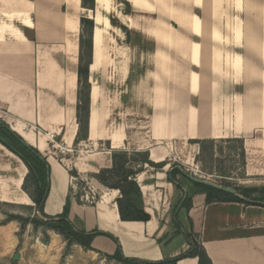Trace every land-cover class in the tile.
I'll return each mask as SVG.
<instances>
[{
  "label": "crops",
  "instance_id": "crops-1",
  "mask_svg": "<svg viewBox=\"0 0 264 264\" xmlns=\"http://www.w3.org/2000/svg\"><path fill=\"white\" fill-rule=\"evenodd\" d=\"M82 16L95 22L91 101L88 139L75 144ZM100 28L108 33L104 60L93 71ZM119 55L128 76L121 102L131 115L113 125L119 102L108 95L110 77L97 74H107ZM0 125L49 163L46 214L66 207L80 229L117 240L96 235L92 249L111 256L119 244L127 257L173 258L190 249L179 222L197 235L212 264H264L259 189L247 197L235 190L241 201L208 202L205 189L189 178L179 180L182 187L169 178L172 161L196 159L200 146L193 140L242 139L247 176L264 179V0H95V9L81 0H0ZM0 148V178L25 170L17 148L2 142ZM111 149L148 150L152 161L168 162L162 168L146 164L136 177L149 220H122L120 191L94 177L112 167ZM50 157L65 178L63 188ZM72 178L86 180V192L97 193L96 200L81 202ZM186 198L189 209L182 206ZM177 264L199 262L183 257Z\"/></svg>",
  "mask_w": 264,
  "mask_h": 264
},
{
  "label": "rangeland",
  "instance_id": "rangeland-1",
  "mask_svg": "<svg viewBox=\"0 0 264 264\" xmlns=\"http://www.w3.org/2000/svg\"><path fill=\"white\" fill-rule=\"evenodd\" d=\"M126 52L122 50V55H126ZM120 55L116 56V62L107 74L103 76L97 74V77H110L108 95L112 98L116 95L119 102L117 107L113 106L111 112L113 125L128 121L131 115L125 112L121 102V91L125 89L128 76L123 71L127 61ZM136 69L137 67L134 66V71ZM0 142L12 144L27 158L31 166L40 168L39 162L3 129H0ZM209 150L214 153L212 162L200 163L195 159L187 164L177 160L171 162L169 170L178 166L192 176L231 187L243 196H245L243 191L256 188L264 196V179L250 180L246 174L240 141L218 140L209 147ZM1 152L0 150V159ZM74 152V150L58 152V156H69ZM24 165L25 170L18 168L11 171L12 175L7 178H0V264H122L103 252L94 249L86 250L49 228V219L32 207L33 201L21 189L22 179L29 171L25 163ZM174 174L178 181L188 179L181 173ZM72 181L81 202L90 203L96 200L97 193L86 192L89 190L86 180L72 178ZM29 188L32 189L31 183ZM15 254H18L16 259H14Z\"/></svg>",
  "mask_w": 264,
  "mask_h": 264
},
{
  "label": "trees",
  "instance_id": "trees-1",
  "mask_svg": "<svg viewBox=\"0 0 264 264\" xmlns=\"http://www.w3.org/2000/svg\"><path fill=\"white\" fill-rule=\"evenodd\" d=\"M82 6L89 9H95V0H81ZM81 32L79 40V91L77 103V122L78 132L75 139V144L81 140L88 139L89 131V118H90V91L91 82L90 65L93 61V31L95 22L92 18L82 16ZM0 129L6 131L11 135L31 156H33L40 165V168H35L28 163L27 158L23 154H19L23 162L28 167L29 171L24 177L22 185L23 190L28 194L33 201L37 212L43 217L49 219V228L69 239L75 244L81 245L84 249H92L91 241L96 235H108L101 230L85 231L77 227L74 222L68 217V208H64L61 214L50 216L45 213L44 205L47 200L50 189V165L45 158L40 159L38 155L41 153L34 147L27 145L23 139L15 132L0 125ZM240 141L242 144V156L245 158V151L242 139H233L230 141ZM196 142L200 146L199 153L196 156V161L200 163H209L213 161L214 153L209 150L217 140L215 139H197ZM112 167L100 169L94 175L104 186L115 188L120 191V196L117 198V206L122 220H141L147 221L150 215L144 210L143 196L140 186L137 182V174L142 170L144 165H150L156 168L164 167L168 162H154L150 159L148 150H132L125 149H111ZM72 176H77L75 169L69 170ZM174 173H181L178 168L169 170V178L174 181L179 187L181 183L177 180ZM29 183L32 189L29 188ZM197 186L202 187L207 192V201L213 200H237L241 201L240 197L234 193H230L210 185L195 183ZM255 190H245L243 194L250 196ZM192 201L186 198L183 202V207L189 209ZM178 231L184 233L187 241L190 244V249L176 257L163 259V260H146L137 257H127L124 255L121 246L118 244L117 249L113 255H107L109 258L116 259L122 264H177V261L183 257H197L199 264H212L211 259L207 255L205 248L197 239V235L192 231H185L177 222ZM114 238V237H113ZM115 239V238H114ZM116 240V239H115ZM117 241V240H116Z\"/></svg>",
  "mask_w": 264,
  "mask_h": 264
},
{
  "label": "bare ground",
  "instance_id": "bare-ground-1",
  "mask_svg": "<svg viewBox=\"0 0 264 264\" xmlns=\"http://www.w3.org/2000/svg\"><path fill=\"white\" fill-rule=\"evenodd\" d=\"M101 16V15H100ZM98 17V25H100V23L102 21H104L103 19H101V17ZM182 18V17H181ZM198 20V19H196ZM194 20V21H196ZM106 22V21H105ZM104 23V22H103ZM195 24V23H194ZM105 26V25H104ZM100 27V26H99ZM109 27V26H107ZM106 27V28H107ZM198 28V27H197ZM112 29V28H111ZM234 34V33H233ZM104 35H108L107 31L105 30H101L100 29H97V36H96V45H97V60H96V63L92 66V70L93 71H97V70H100L99 68H101L103 66V61H102V54H103V51L104 50H101V48H103L102 46H104V44L106 43V38ZM234 38V37H233ZM108 39V38H107ZM179 40V38H178ZM111 42V41H110ZM179 42V41H178ZM186 43V42H183V44ZM106 46V45H105ZM187 46V45H186ZM186 48V47H185ZM105 49V48H104ZM197 50V48L195 49V51ZM96 54V53H95ZM193 54V53H192ZM96 57V56H95ZM102 58V59H101ZM104 60V59H103ZM105 64V63H104ZM200 64V63H199ZM182 78V77H181ZM186 78V77H185ZM184 79V78H183ZM95 93H96V90L93 91V95L95 96ZM93 127L95 126V119L93 120ZM50 161L52 162L53 164V167H54V174H55V177H56V182H57V186L58 188L61 187L63 188L64 186V183L66 182L65 181V178L64 176L62 175L61 173V169L59 167V165L57 164V162L54 160L53 157H50ZM66 161V160H65ZM67 163V162H65ZM55 194H56V188L54 187V190L52 192V196H51V202H53L55 200ZM50 202V203H51Z\"/></svg>",
  "mask_w": 264,
  "mask_h": 264
},
{
  "label": "water",
  "instance_id": "water-1",
  "mask_svg": "<svg viewBox=\"0 0 264 264\" xmlns=\"http://www.w3.org/2000/svg\"><path fill=\"white\" fill-rule=\"evenodd\" d=\"M7 128V126H6ZM38 157L40 159H43V157L41 155H38ZM174 168H178L181 172V174H183L185 177L189 178L191 181L195 182V183H200V184H206V185H210V186H213L215 188H218V189H221V190H224V191H227V192H230V193H234L236 195H238L235 191V189L231 188V187H227V186H222V185H218V184H214V183H210L204 179H201V178H198V177H195V176H192L190 175L189 173L183 171L180 167L178 166H175ZM18 257V254H15L14 255V259H16Z\"/></svg>",
  "mask_w": 264,
  "mask_h": 264
},
{
  "label": "built area",
  "instance_id": "built-area-1",
  "mask_svg": "<svg viewBox=\"0 0 264 264\" xmlns=\"http://www.w3.org/2000/svg\"><path fill=\"white\" fill-rule=\"evenodd\" d=\"M54 137V135L53 134H51V138H53Z\"/></svg>",
  "mask_w": 264,
  "mask_h": 264
}]
</instances>
